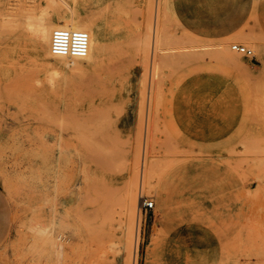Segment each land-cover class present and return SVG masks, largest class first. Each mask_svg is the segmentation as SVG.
<instances>
[{"label": "rangeland", "instance_id": "374dc122", "mask_svg": "<svg viewBox=\"0 0 264 264\" xmlns=\"http://www.w3.org/2000/svg\"><path fill=\"white\" fill-rule=\"evenodd\" d=\"M64 1L0 0V264L54 262L45 224L66 237L61 264H264V0ZM19 8L120 37L95 65L52 59ZM157 12L151 76L135 36Z\"/></svg>", "mask_w": 264, "mask_h": 264}, {"label": "bare ground", "instance_id": "6f19581e", "mask_svg": "<svg viewBox=\"0 0 264 264\" xmlns=\"http://www.w3.org/2000/svg\"><path fill=\"white\" fill-rule=\"evenodd\" d=\"M61 2V0H58ZM64 3L65 1L62 0ZM54 2V1H53ZM58 2V3H60ZM159 3V0L156 1ZM165 2V1H164ZM48 3V2H47ZM57 3V4H58ZM66 3V2H65ZM111 2H109L110 4ZM61 4V3H60ZM74 4V2H73ZM108 4V5H109ZM64 5V4H63ZM158 5V4H156ZM21 7V6H19ZM67 7V5L65 6ZM150 7V6H149ZM44 8V7H43ZM42 8V9H43ZM47 8V7H46ZM102 8V7H101ZM112 8V7H111ZM20 9V8H19ZM104 9V8H103ZM69 10V9H68ZM93 10V9H92ZM156 10V9H155ZM157 10H158V6H157ZM156 10V11H157ZM10 11V10H9ZM91 11V10H90ZM100 11V10H98ZM105 11V10H104ZM94 12V11H93ZM156 13V12H155ZM164 14V13H163ZM162 14V15H163ZM11 19H12V22H14V19L17 18V17H20V18H24V20H26V27L27 29H30L33 31V34H34V37L35 39L42 43L43 46H44V50H45V55L49 58H52V59H58V60H72L74 63H79V62H82L84 60H86L88 63H91L93 65H95L98 61H100L104 54H105V51H106V48H107V43L109 40L111 39H114V38H117V37H120L119 34H109L104 26L102 25V23H98L96 22L95 19H93L92 17H88L87 19H82L80 18L74 11H72L70 14H67V15H64V16H61L59 17L58 19L56 20H52L48 17H46V15L44 13H38L36 9H26V8H21L18 12H10L8 14ZM156 15V18H155V24H154V28H152V24L150 25L149 23V18L147 19L146 18V21H147V25H145V29H146V32L143 33V31L138 30L139 33L137 34V36H135V40L138 41L139 43L144 41L146 47L145 49L147 48V51L151 52V55H152V60H151V68H150V74L151 76H153L152 73H154L155 76H157V72H156V66H155V62L153 61V58L155 57L154 54L157 52H159V50L161 49V47L163 46V41H162V35L160 36V33H158L157 31V22H158V12ZM149 16V15H148ZM150 17V16H149ZM9 18V17H8ZM7 18V19H8ZM96 18V17H95ZM152 20L153 17L151 18ZM151 20V21H152ZM154 22V21H153ZM161 22V21H160ZM56 28H65V29H69V30H85L87 32H89L90 34V51H89V54L88 56H86L85 58H68V57H61V56H55L52 54L51 52V36H52V33L53 31L56 29ZM119 28V27H117ZM162 31V30H161ZM160 31V32H161ZM164 35V33H163ZM30 37H33V36H30ZM164 40V39H163ZM117 44V43H116ZM115 44V46H116ZM144 47V46H143ZM122 52V51H121ZM147 52V53H149ZM230 54V53H228ZM148 55V54H147ZM151 55L149 57H151ZM158 57V55H156ZM231 56V55H230ZM233 57V56H232ZM145 58V57H144ZM144 61H147V60H144ZM157 61V60H156ZM149 62V61H148ZM147 62V64H148ZM158 64V62H157ZM146 74V73H145ZM148 74V73H147ZM146 74V75H147ZM55 76V75H54ZM160 76V75H159ZM23 77V76H22ZM26 77V76H25ZM56 77V76H55ZM158 78V77H156ZM156 78H155V81H156ZM26 79V78H25ZM159 79V78H158ZM11 81V80H10ZM13 81V80H12ZM146 81V79H145ZM151 81V80H150ZM17 81L14 80V83H16ZM30 82V81H29ZM143 83V79L141 81ZM147 82V81H146ZM141 83V84H142ZM152 83H153V80H152ZM149 86L150 87V90H149V93H148V98L150 100H152L153 98V102L151 104V101H150V108H147L149 109L148 111V116H147V119H148V128L147 130H149V128L152 127V124H153V120H155L154 116L152 115V106H153V103H154V96H155V93L156 91H158V88L156 87V83L155 84H152ZM33 85V84H31ZM31 85H29L30 87H32ZM6 86V84L4 85ZM11 86V85H9ZM8 86V87H9ZM21 86V85H20ZM141 86V85H140ZM147 86V85H146ZM14 87H17V86H14ZM144 87V86H142ZM13 89V87H11ZM145 89V88H144ZM143 91V89H142ZM146 91V90H145ZM15 93V92H13ZM17 94V93H16ZM25 94V92H24ZM141 94V93H140ZM160 94V92H159ZM13 95V94H12ZM26 95V94H25ZM28 95V94H27ZM39 96V95H38ZM141 96V95H140ZM142 96H144L142 94ZM142 96L140 98H142ZM38 98V97H37ZM40 98V96H39ZM147 98V97H146ZM147 98V99H148ZM159 98V97H158ZM157 99V98H156ZM155 99V100H156ZM18 100V99H17ZM20 101V100H19ZM144 101V100H143ZM147 101V100H146ZM159 101V100H158ZM157 102V101H156ZM147 103L149 104V102L147 101ZM41 104V103H40ZM24 105V104H23ZM159 107V106H158ZM157 106L155 108H158ZM143 108V107H142ZM144 109V108H143ZM139 110V109H138ZM155 110V109H154ZM141 112V111H140ZM156 112V111H155ZM159 113V112H158ZM144 114V113H143ZM156 115V114H155ZM140 116V115H139ZM145 116V115H144ZM48 117V116H46ZM143 118V115L141 116ZM64 118V117H63ZM144 119V118H143ZM142 119V120H143ZM147 121V120H146ZM142 122V121H140ZM156 122V121H155ZM94 123V122H93ZM139 127V125H138ZM158 129V128H157ZM156 129V130H157ZM138 130V129H137ZM152 130V129H151ZM67 131V129H66ZM146 131V130H145ZM51 133H54V132H51ZM147 133V132H145ZM151 133V132H149ZM37 134V133H35ZM56 134V132L54 133ZM144 134V133H143ZM39 135V133L37 134ZM57 135V134H56ZM148 135V134H147ZM146 135V136H147ZM150 135H153L152 133ZM149 136V135H148ZM148 136L146 138H148ZM151 137V136H150ZM149 137V138H150ZM40 140V139H38ZM147 140V139H145ZM151 141V140H150ZM43 142V141H42ZM147 144V143H146ZM56 145V144H55ZM53 146V145H51ZM145 146V145H144ZM55 147V146H54ZM147 147V146H146ZM53 148V147H51ZM48 149V148H47ZM63 150V149H62ZM146 151V150H145ZM38 153V152H37ZM140 153V152H139ZM146 154V153H145ZM149 155V153H147ZM64 155V154H63ZM41 156V154H40ZM145 157V156H144ZM144 159V158H143ZM144 161V165H143V168L141 170V176H140V189L142 190L144 184H146L147 187H150L152 184H151V180H150V175H149V164L148 162L146 161V157L145 159L143 160ZM71 162V161H70ZM140 162V161H139ZM142 164V163H141ZM141 166V165H140ZM69 169V168H68ZM71 173V172H70ZM41 175H43L41 172H40ZM135 175V174H134ZM70 181V180H69ZM139 182V181H138ZM65 184V183H64ZM133 186V187H132ZM7 187V186H6ZM136 187L138 188V186H136L135 182H132L131 186L129 189H132L136 190ZM66 189V188H65ZM132 190H131V193H132ZM133 194V193H132ZM133 197H134V194H133ZM132 197V198H133ZM139 198V197H138ZM134 200V198H133ZM137 199L135 200V203L137 202ZM163 205L165 206V209L167 211V207H168V198L166 196L163 195ZM169 209V208H168ZM138 217V216H137ZM133 218V216H132ZM131 218V219H132ZM133 220V219H132ZM131 220V221H132ZM139 224V223H138ZM130 227V226H129ZM133 227L134 225L131 226L130 228V231H129V235H130V240H132V238L134 237V230H133ZM136 229L135 231V239H137L138 235H139V225L137 226V228H134ZM39 233H40V238L42 240V243H43V246L45 247V250L48 251L49 255H53L55 256V261L53 262H49L47 264H61L63 263L62 260L64 259L65 257V251H66V237L63 233L61 232H57L55 233L50 227L49 225H43L40 229H39ZM37 234V233H36ZM34 236V235H33ZM35 238V237H34ZM39 239V238H38ZM139 239V237H138ZM86 242V241H85ZM34 245V244H33ZM133 244H131L132 246ZM115 246V245H114ZM112 246V247H114ZM127 248V247H126ZM125 249V248H124ZM83 250V249H82ZM119 251V249H118ZM18 253H21V252H18ZM17 254V253H16ZM24 255V254H23ZM74 255V254H73ZM19 256V254H18ZM49 256V257H50ZM82 256V255H81ZM80 256V257H81ZM21 257V256H20ZM48 257V256H46ZM67 257V256H66ZM90 257V256H89ZM135 258V257H134ZM83 260V259H82ZM126 260V259H125ZM48 261V260H47ZM80 261V260H79ZM92 261V260H91ZM135 261V260H134ZM126 262V261H125ZM42 263V261H41ZM40 263V264H41ZM136 263V262H134Z\"/></svg>", "mask_w": 264, "mask_h": 264}, {"label": "built area", "instance_id": "2783aa9c", "mask_svg": "<svg viewBox=\"0 0 264 264\" xmlns=\"http://www.w3.org/2000/svg\"><path fill=\"white\" fill-rule=\"evenodd\" d=\"M232 49L238 53L254 57V51L241 44L232 45ZM90 51V34L85 30H69L56 28L51 36V52L55 56L72 58H85ZM142 208L153 210L155 201L143 198Z\"/></svg>", "mask_w": 264, "mask_h": 264}, {"label": "crops", "instance_id": "0c3cea01", "mask_svg": "<svg viewBox=\"0 0 264 264\" xmlns=\"http://www.w3.org/2000/svg\"><path fill=\"white\" fill-rule=\"evenodd\" d=\"M231 1H236V0H231Z\"/></svg>", "mask_w": 264, "mask_h": 264}]
</instances>
